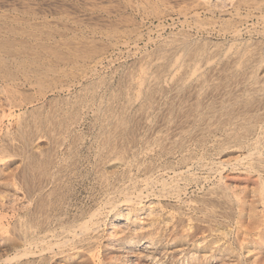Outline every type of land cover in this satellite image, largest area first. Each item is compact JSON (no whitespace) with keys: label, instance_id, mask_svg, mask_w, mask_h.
I'll return each instance as SVG.
<instances>
[{"label":"rangeland","instance_id":"1","mask_svg":"<svg viewBox=\"0 0 264 264\" xmlns=\"http://www.w3.org/2000/svg\"><path fill=\"white\" fill-rule=\"evenodd\" d=\"M263 19L264 0H0L2 53L75 63L27 110L0 80V264H264ZM27 154L48 168L31 185Z\"/></svg>","mask_w":264,"mask_h":264},{"label":"bare ground","instance_id":"2","mask_svg":"<svg viewBox=\"0 0 264 264\" xmlns=\"http://www.w3.org/2000/svg\"><path fill=\"white\" fill-rule=\"evenodd\" d=\"M212 2V1H211ZM12 3V2H11ZM225 4V3H224ZM223 4V5H224ZM226 5V4H225ZM215 7V6H214ZM239 7V6H238ZM237 7V8H238ZM241 7V6H240ZM250 7V6H249ZM262 7V6H261ZM2 8V7H1ZM17 10V9H16ZM23 10V9H22ZM210 10V9H209ZM144 11V10H143ZM24 12V11H23ZM230 12V11H229ZM30 13V12H29ZM237 13V12H236ZM201 14V13H200ZM215 14V13H214ZM250 14V13H249ZM198 15V14H197ZM25 16V15H24ZM216 16V15H215ZM3 17V16H2ZM38 17V16H37ZM211 17V16H210ZM217 18V17H216ZM263 18V17H262ZM10 19V18H9ZM3 20V19H2ZM36 20V19H35ZM264 20V19H263ZM8 21V20H7ZM11 21V20H10ZM15 21V20H14ZM25 21V20H24ZM4 22V21H3ZM28 22V21H27ZM15 23V22H14ZM49 23V22H48ZM20 24V23H19ZM24 25V23H23ZM236 25V23H235ZM229 26V25H228ZM4 27V26H2ZM0 26V80H4L5 81V85H4V89L6 90V94H7V100L8 102L12 105V107H16L19 109H25L30 107V106H35L36 103L41 100H44L48 97V94H55V93H62L65 88H66V83L64 82V76H68V72L63 69L60 70L59 67H61L60 65L62 63H74V60L72 61L71 57V51L68 52L69 50H64L63 49H58L57 47H53L50 44H48V42L44 41V40H39L38 42V48L40 47L39 50L43 49L45 50L44 53H50L52 55H54V62L50 63L49 65L46 66V68L42 67L41 69L39 68H26L23 66V60L25 61V58H27L26 56L21 55V53H23L26 50V46H22V48H18L17 50L19 52H17V54L11 55V53H2L5 51H9V48L14 47L13 44V39L11 38V34H8L10 31L11 33L13 32V29H10V31H6V33L4 35H2L3 31H1L2 28ZM25 27V26H24ZM203 29V28H202ZM236 29V28H235ZM39 30V29H38ZM95 30V29H94ZM228 30V29H227ZM239 30V29H238ZM237 30V31H238ZM18 31V30H17ZM236 31V32H237ZM233 32V31H232ZM77 34V33H76ZM141 34V33H140ZM110 36V35H109ZM21 37V36H20ZM36 35L33 34L32 38H35ZM39 39V38H38ZM36 39V40H38ZM129 40V39H128ZM111 42V41H110ZM35 44L32 45V48L34 47ZM30 47V46H29ZM16 48V47H15ZM36 48V46L34 47ZM37 48V49H38ZM242 49V48H241ZM4 50V51H3ZM14 50V49H13ZM16 50V51H17ZM81 50V49H78ZM27 53V52H26ZM39 54L36 55L38 56V59L41 58V56L43 55L41 52H38ZM81 53V52H80ZM27 55V54H26ZM35 55V54H34ZM89 55H91V52L86 51L82 57H88ZM14 56V58H12L13 60H17L16 63L20 65L22 67H19V65H17L19 68H15V70H11L10 66L11 63H9L10 58ZM23 56V57H22ZM81 57V55L79 56ZM22 58V59H21ZM35 58V56H34ZM6 59V60H5ZM75 59V58H74ZM79 59V58H78ZM28 60V58H27ZM26 60V61H27ZM31 60H33L31 58ZM41 60V59H40ZM87 61V60H86ZM14 62V61H12ZM34 62V61H33ZM38 62V60H37ZM78 62V61H77ZM76 62V63H77ZM81 62V61H80ZM94 62V61H93ZM97 62V59H96ZM101 62V61H100ZM25 63V62H24ZM29 63V62H28ZM27 63V65H28ZM31 63V62H30ZM29 63V64H30ZM43 63V62H42ZM7 64L8 67L6 66ZM13 64V63H12ZM39 64V63H38ZM69 64V65H70ZM75 64V63H74ZM16 65V64H15ZM33 65V64H32ZM43 65V64H42ZM78 65V64H77ZM35 66V65H34ZM79 66V65H78ZM71 66H69L68 68H70ZM44 68V69H43ZM65 73V74H64ZM71 73V72H70ZM239 73V72H238ZM62 74V75H61ZM70 75V74H69ZM89 75V74H88ZM68 78V77H67ZM71 78V77H70ZM83 81V80H82ZM1 82V81H0ZM72 83V82H71ZM161 84V83H160ZM159 84V85H160ZM146 86V85H145ZM68 87V86H67ZM69 90V88H68ZM153 89L149 88L146 91L147 97H148V101L151 100V95H152ZM162 92V91H161ZM5 94V93H4ZM19 95H23V101L20 100L19 102ZM5 100V101H7ZM22 101V102H21ZM5 102V103H8ZM126 103V102H125ZM150 104V103H149ZM144 106V105H143ZM13 109V108H12ZM33 110V109H32ZM27 112V111H26ZM39 112V111H37ZM41 112V111H40ZM39 112V113H40ZM100 112V111H99ZM102 112V111H101ZM25 113V111H24ZM42 113V112H41ZM45 114V113H44ZM48 114V113H47ZM21 115V114H20ZM40 115V114H39ZM46 115V114H45ZM99 117V116H98ZM57 118V112H52L49 113V116H47L46 119H36L34 120V124L33 127L30 124H24L21 126V141H22V145L21 148L22 150H25L26 152L30 153L31 149L33 148L35 141H36V134L37 132L40 130L41 127L43 126V123L46 122L47 124H51L52 127L56 126V119ZM38 120V121H37ZM26 122V121H25ZM73 123H70L69 121H64L63 122V129L65 130V132H70L71 130V125ZM44 131V130H43ZM69 137V136H68ZM65 140V139H64ZM66 145V144H65ZM258 145V144H257ZM50 146V145H49ZM261 146V145H260ZM263 146V145H262ZM250 155V154H249ZM27 164H26V169L24 171V177L25 179L29 182V184H35L34 178L36 176L35 173H31L30 171H35L36 169H38L39 171H42L41 173L45 174L48 172V168L45 167L43 168V164H41L42 162H40L37 158L36 155H28L27 154ZM252 160V159H251ZM237 162V161H236ZM250 162V161H249ZM260 162V161H259ZM262 163V162H260ZM222 165V164H221ZM229 165V164H228ZM196 166V165H195ZM251 166V165H249ZM248 166V167H249ZM253 168V167H251ZM250 168V170H251ZM232 169V168H231ZM254 169V168H253ZM255 171H257L255 169ZM236 173V172H235ZM153 178V177H152ZM159 178V177H158ZM143 179V178H142ZM160 182V181H159ZM177 183V182H176ZM237 184V183H236ZM144 187V186H143ZM142 187V188H143ZM171 187V185H170ZM169 187V188H170ZM244 189V188H243ZM166 190V189H165ZM141 191V190H140ZM159 191V190H158ZM44 193V192H43ZM155 193V192H154ZM40 195V194H39ZM124 196V195H123ZM127 196V195H126ZM134 196V195H133ZM139 196V194H138ZM162 197V196H161ZM160 197V198H161ZM120 198V197H119ZM142 198V197H141ZM147 198V197H146ZM167 198V197H166ZM173 198V197H172ZM180 198V197H179ZM131 199V198H129ZM117 200V199H116ZM132 200V199H131ZM130 200V201H131ZM141 201V200H140ZM23 202V201H22ZM142 202V201H141ZM142 204V203H141ZM103 206V205H102ZM191 206V205H190ZM150 209V208H148ZM151 211V210H150ZM154 211V210H153ZM195 212V211H194ZM159 213V212H158ZM198 213V212H197ZM155 215V213H152ZM103 215V214H102ZM202 216V215H201ZM128 218V217H127ZM129 222V219L126 220L125 224ZM119 223V222H118ZM114 224V223H113ZM85 225V224H84ZM127 225V224H126ZM90 224L85 225V228H89ZM95 228V227H94ZM93 228V229H94ZM139 229V228H138ZM151 229V228H150ZM64 230V229H62ZM83 230V229H82ZM66 231V230H65ZM81 231V230H80ZM85 231V230H84ZM96 231V230H95ZM24 233H29V229L25 228L24 229ZM84 233V232H83ZM112 233V232H111ZM154 233V232H153ZM55 234V233H53ZM79 234V233H78ZM44 235V234H43ZM65 235V234H64ZM60 236V235H59ZM68 236V235H67ZM55 237V236H54ZM62 237V236H61ZM36 238V237H35ZM58 238V237H57ZM34 239V237H33ZM39 239V238H38ZM66 239V237H65ZM32 240V238L30 239V241ZM39 242V241H37ZM36 242V243H37ZM64 242V241H63ZM26 243V242H25ZM41 243V242H40ZM57 243V242H56ZM62 243V242H61ZM143 243V241L141 242ZM44 244V243H43ZM31 247V244H29ZM36 246V245H35ZM25 247V246H24ZM29 247V246H28ZM29 247V248H30ZM20 248V247H19ZM38 248V247H36ZM44 248V247H43ZM59 249V248H58ZM26 250V249H25ZM31 250V248H30ZM34 250V248H33ZM32 250V251H33ZM36 250V249H35ZM24 251V250H23ZM28 251V250H27ZM42 251V250H41ZM182 251V250H181ZM23 252V256H24ZM36 253V252H35ZM29 254V253H28ZM21 256V255H20ZM26 256V255H25ZM19 258V257H18ZM14 259V258H13ZM24 259V258H23ZM18 260V259H17ZM130 262V261H129ZM133 262V261H132ZM18 263V262H17Z\"/></svg>","mask_w":264,"mask_h":264}]
</instances>
